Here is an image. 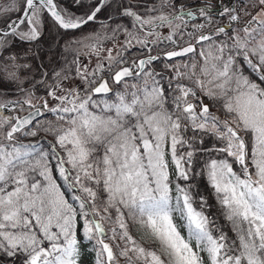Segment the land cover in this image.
Segmentation results:
<instances>
[{"label":"snow or ice","instance_id":"1","mask_svg":"<svg viewBox=\"0 0 264 264\" xmlns=\"http://www.w3.org/2000/svg\"><path fill=\"white\" fill-rule=\"evenodd\" d=\"M2 86L0 264H264V0H10Z\"/></svg>","mask_w":264,"mask_h":264},{"label":"trees","instance_id":"2","mask_svg":"<svg viewBox=\"0 0 264 264\" xmlns=\"http://www.w3.org/2000/svg\"><path fill=\"white\" fill-rule=\"evenodd\" d=\"M42 39H46L48 41V43H52V41H54L56 39L60 40V39H62V37L57 36L54 29H50V30H48L47 36L42 38ZM46 47H47V45H45V48ZM0 90L4 91L8 95H13L12 89L7 87V86L0 87ZM83 258L86 260L87 264H94V254L91 253L87 248H85V254H84Z\"/></svg>","mask_w":264,"mask_h":264},{"label":"rangeland","instance_id":"3","mask_svg":"<svg viewBox=\"0 0 264 264\" xmlns=\"http://www.w3.org/2000/svg\"><path fill=\"white\" fill-rule=\"evenodd\" d=\"M9 4H10V0H0V5L8 6ZM56 40H59V39H56ZM52 43H53V41H52ZM82 264H87V262L84 258H82Z\"/></svg>","mask_w":264,"mask_h":264}]
</instances>
